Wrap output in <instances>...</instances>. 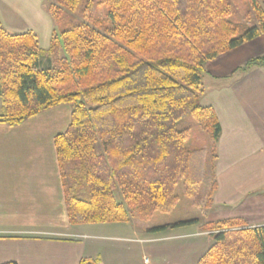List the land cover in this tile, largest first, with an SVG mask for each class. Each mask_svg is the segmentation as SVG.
Returning a JSON list of instances; mask_svg holds the SVG:
<instances>
[{
    "label": "trees",
    "instance_id": "trees-1",
    "mask_svg": "<svg viewBox=\"0 0 264 264\" xmlns=\"http://www.w3.org/2000/svg\"><path fill=\"white\" fill-rule=\"evenodd\" d=\"M85 2L95 4L56 0L50 11L57 19ZM250 3L257 23L242 27L231 0H97L106 18L60 22L48 49L34 31L11 32L0 21V125L72 108L54 138L71 225L128 223L130 213L148 222L176 209L181 182L196 206H212L221 125L201 103L203 76L208 62L264 34V0ZM263 65L264 55L240 70ZM204 226L214 245L199 264H264V225Z\"/></svg>",
    "mask_w": 264,
    "mask_h": 264
},
{
    "label": "crops",
    "instance_id": "crops-1",
    "mask_svg": "<svg viewBox=\"0 0 264 264\" xmlns=\"http://www.w3.org/2000/svg\"><path fill=\"white\" fill-rule=\"evenodd\" d=\"M19 3L0 0L1 24L11 32H38L41 41L49 37L48 21L40 15L23 28L14 8ZM262 55L264 34L206 65L201 103L215 111L221 125L217 188L205 211L208 218L178 227L185 230L178 233L139 232L137 226L122 223L70 224L54 142L70 125L69 105L46 110L18 126L0 125V264H23L1 250L3 242L12 244L13 239L25 245L26 264H79L83 258L101 264H199L214 245L206 222L242 219L252 227L264 225V65L240 70ZM173 240L180 242L156 246Z\"/></svg>",
    "mask_w": 264,
    "mask_h": 264
},
{
    "label": "rangeland",
    "instance_id": "rangeland-1",
    "mask_svg": "<svg viewBox=\"0 0 264 264\" xmlns=\"http://www.w3.org/2000/svg\"><path fill=\"white\" fill-rule=\"evenodd\" d=\"M96 1L94 0V5L88 6L87 2L83 3L81 7L75 12H67L63 15H61L59 18L55 19L50 11V6L54 3H56V0H19V4H15L14 8H16L20 15H21V22L25 23L23 25L28 28V23L30 19L35 18L36 16H41L42 19H44V23L48 21L46 24H49L48 27V35L49 37H42V41L40 38V46L44 49H48L50 46V41L53 36V34L59 33L60 31V22L62 23H69V24H75L81 21H87L92 22L96 19H105L107 15V11L105 8H102L98 5H96ZM14 3H18L17 1ZM231 3L235 9V13L233 15V19L241 24L243 27H247L248 25H255L257 23L255 12L253 11V8L251 7L250 0H231ZM17 13V12H15ZM40 18V17H39ZM32 22V21H31ZM45 27V26H44ZM43 27V28H44ZM42 28V29H43ZM14 32V31H13ZM40 33V32H39ZM47 33V32H46ZM38 34V32H37ZM43 34H45V30L43 29ZM70 106V105H69ZM2 103L0 99V112ZM71 107V106H70ZM43 114V113H42ZM39 116V115H38ZM41 116V115H40ZM50 119V117H48ZM176 193L179 195V202L175 210H173L170 213H157L154 215V217L148 221L144 222L138 218V216L133 215L130 213V223H122V227H133L137 226L138 231L145 230V229H151L154 227L167 225V224H176L182 221L194 219V218H203L205 221L206 218H208V215H205V210L199 206H196L192 199L187 197L184 194V186L183 182L179 184L177 187ZM116 196L117 200L119 202H124V198L122 195V191L120 188L116 190ZM89 225V224H85ZM179 231H185V230H179L178 227L176 228H170L167 231V234L171 233H178ZM140 232V231H139ZM164 236V235H161ZM14 242L12 244L10 242L5 241L3 242L4 245L1 247V250H4V254H8V256H11L14 260H20L23 261V264H26L27 261V254L25 251V245L21 244L20 242H17V240L13 239ZM11 241V240H9ZM180 241L173 240L172 242H161L156 244V246H163V245H176ZM144 256V255H143ZM146 258L151 260V257L149 254L146 255Z\"/></svg>",
    "mask_w": 264,
    "mask_h": 264
},
{
    "label": "built area",
    "instance_id": "built-area-1",
    "mask_svg": "<svg viewBox=\"0 0 264 264\" xmlns=\"http://www.w3.org/2000/svg\"><path fill=\"white\" fill-rule=\"evenodd\" d=\"M146 261H148V260H146Z\"/></svg>",
    "mask_w": 264,
    "mask_h": 264
}]
</instances>
